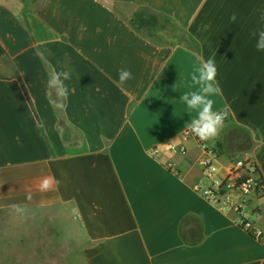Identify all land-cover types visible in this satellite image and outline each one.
I'll list each match as a JSON object with an SVG mask.
<instances>
[{"label":"crops","instance_id":"obj_1","mask_svg":"<svg viewBox=\"0 0 264 264\" xmlns=\"http://www.w3.org/2000/svg\"><path fill=\"white\" fill-rule=\"evenodd\" d=\"M139 11L180 36L137 28ZM261 28L264 0H0V215L59 209L60 227L80 228L84 264H264V197L244 211L258 240L194 189L205 155L183 139L194 113L179 99L213 57L229 116L207 144L224 163L252 152L264 179ZM122 68L134 78L120 86ZM53 69L71 71L61 109ZM44 177L59 183L41 192Z\"/></svg>","mask_w":264,"mask_h":264},{"label":"rangeland","instance_id":"obj_2","mask_svg":"<svg viewBox=\"0 0 264 264\" xmlns=\"http://www.w3.org/2000/svg\"><path fill=\"white\" fill-rule=\"evenodd\" d=\"M161 36L179 37L173 23L158 18ZM168 33V34H167ZM59 209L9 210L0 215V264H84L80 228H62Z\"/></svg>","mask_w":264,"mask_h":264},{"label":"clouds","instance_id":"obj_3","mask_svg":"<svg viewBox=\"0 0 264 264\" xmlns=\"http://www.w3.org/2000/svg\"><path fill=\"white\" fill-rule=\"evenodd\" d=\"M230 22H236V14L230 17ZM250 36L255 39V49L264 52V28L253 30ZM218 68L215 59L209 57L206 61H201L193 65L190 73V89L182 92L180 101L189 113H194L187 127L192 135L201 141L209 142L218 137L225 120L229 116L227 109H217L215 98L222 94V89L217 81ZM133 74L128 69L118 71V85L123 86L127 81L133 79ZM71 79L70 70L56 71L53 69L47 80V88L50 90L47 95L50 97L49 103L57 108L64 107V101L69 96V88L66 81ZM54 93V97H53ZM53 177H44L39 184L41 192L51 191L54 184H58ZM27 199L31 200L29 192ZM16 211L23 213L25 209L13 205Z\"/></svg>","mask_w":264,"mask_h":264},{"label":"built area","instance_id":"obj_4","mask_svg":"<svg viewBox=\"0 0 264 264\" xmlns=\"http://www.w3.org/2000/svg\"><path fill=\"white\" fill-rule=\"evenodd\" d=\"M183 139L186 142L193 141L205 155L202 172L207 184H197L194 189L208 202L222 209L234 211L239 217V225L254 238L261 240L263 232L244 215L251 197L257 199L264 197V179L259 175L253 153L250 151L237 153L224 163L218 150L210 148L207 142L192 135L189 129L184 131ZM165 148L174 156H182L188 152L183 145H167ZM158 153V149L152 151L153 155Z\"/></svg>","mask_w":264,"mask_h":264},{"label":"trees","instance_id":"obj_5","mask_svg":"<svg viewBox=\"0 0 264 264\" xmlns=\"http://www.w3.org/2000/svg\"><path fill=\"white\" fill-rule=\"evenodd\" d=\"M137 15L139 17V22L135 23V26L141 30L144 29L151 35L155 31L154 28L158 26V18L160 17L147 11H139Z\"/></svg>","mask_w":264,"mask_h":264}]
</instances>
